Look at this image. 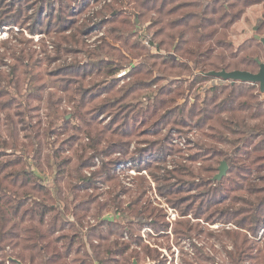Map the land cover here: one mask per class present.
Returning <instances> with one entry per match:
<instances>
[{"label": "trees", "instance_id": "1", "mask_svg": "<svg viewBox=\"0 0 264 264\" xmlns=\"http://www.w3.org/2000/svg\"><path fill=\"white\" fill-rule=\"evenodd\" d=\"M130 1H137V5L139 4L140 9L144 12L152 11L164 18L175 16L180 11L184 12L169 21L171 33L167 35L173 42L177 41L175 51L180 49L183 58L179 61L172 58L170 68L181 66L184 70H189L192 77L189 79L187 88L181 89L178 93L184 97L183 102L180 104L174 101L171 108L167 106L172 102L166 96H171V93L178 90L179 86L174 89L171 86L165 87L167 85L158 87L157 83L161 80V75H155V70L163 71L164 68L161 66H164L165 70L169 68L166 59L159 63L158 59L161 56L158 55L160 54L158 52L147 54L145 58H148V61H142L135 65L122 76L119 74L125 67L115 65L116 61L110 57L102 58L99 64H92L95 61L90 59L88 63L80 61L79 64L82 65L79 67L78 63L66 67V74H73L69 77L68 82L74 87L72 88L74 89L72 93L74 100L72 101H74L78 116L84 120L86 107L96 104L92 109L90 119L85 121L89 127L92 124L94 126L87 132L88 143L79 142L72 156L66 155L69 149L60 147H55L45 154L46 160L50 159L47 164L49 169H56L58 174L55 178L56 186L52 188L38 181L40 179L39 172L43 173L44 171V144L39 139L41 133H36L33 137L25 135L24 138L30 139V142H22L21 135H18L20 129L11 121L10 135H0V264L7 262L18 264L15 260L30 264H133L136 260L140 264V254L145 253L149 256L151 253V250L146 247L147 245L142 246L143 227H151L153 228L152 232L155 233L156 230L164 236H169L168 228L170 226L165 221L167 213H149V211L156 210L150 197L146 202H143V197L147 193L143 186L148 180L141 178L144 181L141 180V184H138L135 190L126 189L122 183L117 181V185L109 191L95 193L90 198L82 199L83 201H80L83 203L82 208L80 205H75L72 209L71 215L76 223L65 217L71 211L69 205L71 198L65 194V188L69 189L67 190L69 193L74 192L71 180H81L84 178L83 171L94 165V163H90V160L94 154L99 153L97 146L107 142L109 145L101 154L108 156L112 153H124L127 154L126 158L131 159L129 157L131 143L125 138L141 134L137 133L142 130H138V128L145 125L147 126L145 130L152 131L150 128L153 126L156 128L153 132L159 133L170 123L197 131L201 130L213 144L233 146L231 153L224 152L219 148L213 152L197 151L194 155L186 156L183 161L213 160L215 159L213 156L226 158L234 166L232 172L234 171L235 175L242 180H231L230 186L225 187L221 180L213 179L215 175L213 177L206 175V179L201 176L203 183H186L180 176L195 177V170L192 164L188 166L181 163L179 167L167 170L166 173H164L165 171L151 173L160 195L166 197V200L185 217L178 221L177 226L173 227L174 234L179 238L178 247L183 251L182 239L193 237L197 227L200 228V232L208 230L207 233L214 238L215 242L211 245L193 241L191 262L184 261L183 264H202L203 261L205 264H221L217 258L219 255L224 260L223 264H250V261L252 264H264V246L258 248L257 245L262 238L257 240L250 237L254 235L258 237L260 232L264 231V92L261 91L258 83L233 82L207 74L210 71L223 69L250 72L259 70L256 59H262L261 53H264L262 41L253 35L236 47L230 37L232 28L242 20L247 9L256 4L264 7V0H181L177 4L176 0H162L159 6L160 0ZM125 3H127L126 0H114L111 4H106L102 10L110 16L109 18L103 17L104 19L100 23L111 18L108 21V24H111L109 33L115 38L121 37L115 28L117 23L115 17ZM84 4L87 5V0H84ZM117 5L120 9L115 7ZM187 9L188 11L185 12ZM189 9H194V11ZM9 14L11 12L6 16ZM38 17L39 15H37V19ZM5 18L0 17L1 25L7 22L8 18L6 20ZM53 19H56L54 13ZM123 21L126 20L123 19L121 22ZM70 22L71 24H64L53 29L60 32L61 43H65L69 38H72L74 42H80L82 37H85L94 28L92 24L85 23L76 26L75 33L71 35L70 31L75 23ZM163 29L165 28L158 29L155 36L165 33ZM53 30L50 28L47 33L53 32ZM262 32L264 34V12L256 34ZM259 36L261 37V35ZM150 42L153 43L152 37ZM107 43L98 47L101 52L120 53V48H115L116 46ZM129 44L134 49L139 47L128 40L123 41L124 46ZM157 46L160 48L161 43H157ZM23 52L24 50H20V55H17L13 51L10 56L21 60ZM98 55L97 51L86 53V56H90V58ZM141 55L139 54V56ZM123 57L126 56L123 55ZM5 58H7L6 54L0 53V65L5 64ZM152 59L154 60L150 62ZM159 64L161 66L157 67ZM155 66L157 68H154ZM28 72L26 75L33 77ZM16 73L18 76L15 75ZM9 74H12V78L23 75L22 71L17 69V65L10 68ZM104 76H107V79ZM98 77H103V79L99 80ZM135 77L136 79H134ZM36 78L34 76L31 80L34 81ZM120 78H122L123 84L126 83L124 79H128L130 83L121 85ZM4 79L0 70V84ZM17 79H14V84L16 85L15 90L19 93L17 85H20L19 80L21 81L22 78ZM11 80L9 79V82ZM131 80L133 81L131 82ZM87 82L91 83L86 85ZM33 83L35 84V81ZM39 87H44V85ZM143 91L145 93H142ZM5 94L8 93L0 90V97ZM193 94L194 98H192ZM31 95L38 101H41L43 96L40 93ZM77 97H79V101H77ZM144 104H148L146 112L149 116L142 117L137 111H140L138 107L144 106ZM10 106V101L9 103L3 102L1 109L6 111ZM38 108L34 107L30 110ZM166 108L170 109L166 110ZM158 114L161 115L155 120V116ZM102 116L111 117V123L106 125L107 129L98 127L100 123L97 122V118L100 119ZM172 117L174 119H171ZM184 117L186 119H180ZM8 120L10 121V118ZM119 120H122L121 125L118 123ZM36 123L42 124L43 121L39 120ZM38 125L32 126L38 127ZM112 126L115 128L122 126L126 131L120 133L118 129H112ZM93 131H98L95 137L92 135ZM107 132L112 135H107ZM48 137L46 135V139ZM75 139L77 140V138ZM35 145L37 147L34 149ZM45 145L50 146V142L47 141ZM28 146L33 148L32 160L34 164L28 160L24 161L23 155L14 158L9 155V151L23 154L24 149ZM2 150L7 153L2 154ZM150 150L152 149L148 145L133 152L131 156L136 155L137 160H143L151 155ZM89 151H93V154L88 155ZM165 155H167L165 150L155 152L152 159L141 162L137 169L141 171L145 167H153L154 162L158 161L160 164H164L167 162ZM87 160L89 162H86ZM122 161L120 159L111 161L109 165L106 163L102 165L99 177L105 176L100 181V185L102 183L103 186H96L95 181L91 180L92 177L89 179L85 177L86 187L77 188V190L92 189L97 191L105 188V183L115 179L114 173L111 172H114L117 164ZM74 163L76 164L74 165ZM160 164L155 166L165 170L164 167L159 166ZM204 169V174L214 172L215 165L209 164ZM93 175L98 174L95 172ZM64 181H66L65 184ZM60 182H63L62 185ZM212 188H216L215 191ZM199 189H201L198 191V195L201 196L200 200H198V195H195L196 193L194 195L191 193V196H195L196 200L191 199L192 197L186 199L185 195H182L188 190ZM54 190L57 191L58 196L53 195ZM102 195L108 196L107 201L100 203L96 208L97 213L91 215V204L97 203ZM121 195H128L129 198H132L125 207H123L124 198L120 199ZM60 204L64 205L58 208ZM112 209L113 211H111ZM105 210L113 212L115 215L122 213V216H129L131 214L130 218H126L132 220L125 218L124 223H119L117 218L111 219L101 215ZM148 218L151 221H144ZM90 220H94V223H89ZM133 220H139L138 224L133 226ZM206 223L222 224L210 232L211 228ZM227 224L231 226L227 228ZM254 251L256 253L253 254ZM181 253L184 254V251ZM69 259L72 260L69 263L64 261ZM158 263H161V260Z\"/></svg>", "mask_w": 264, "mask_h": 264}, {"label": "rangeland", "instance_id": "2", "mask_svg": "<svg viewBox=\"0 0 264 264\" xmlns=\"http://www.w3.org/2000/svg\"><path fill=\"white\" fill-rule=\"evenodd\" d=\"M113 1L114 0H87V5H85L86 3L84 4V0H0V17L8 18L6 23L5 18L4 25H1L0 20V53L6 54L7 57L4 59L5 64L0 65V70L5 77L3 83L0 84V90H3L4 93H8L0 97V135H10L9 131L11 121H13V124L17 125L18 129H20L18 135H21L22 142H30V139L24 138L25 135H30L31 137H33L34 135H36V133H41L39 139L43 141L44 144V171L43 173L38 171L40 175V179L38 181L40 183L43 182L45 185L51 188L56 186L55 178L56 176H58V174L56 169H49V166L47 164L48 160L50 159L46 160L47 158L45 154L52 151V149H54L55 147H60L69 149V151L66 152V155L72 156L74 150L78 147L79 142L88 143V139L86 138V136L88 135L87 132L94 126L92 124V126L89 127L85 121H88L90 119L92 109L96 104H90L86 107L84 120H82V118L78 116L75 110L74 101H72L74 100V96L72 94L74 91V89L72 88L74 87H72V84L68 82L69 77L73 76V74H66V67H69L74 63H78L77 66L79 67L80 65H82L79 64L80 61L81 63H88L90 62V59H92L91 61H95L92 62V64H99L102 58L105 59L110 57L116 61L114 62L115 65H123L121 67H125L119 74V76H122L124 73L131 70V68H133L135 65L140 64L142 61H148V58H145L147 54H150L151 52H158L160 53L158 55L161 56L158 59L159 63L160 61L166 59L167 64L169 65V68H166V70L164 66H161L160 64L157 65V67L161 66L164 68L163 71L155 70V75H161V80L157 83L158 87L167 85L165 87L168 88L169 86H171L174 89L179 86L178 90L171 93V96H166L167 99H171L172 103L167 105L170 108L173 106L174 101L182 104L184 97L178 95V93L179 91H181V89H186L189 85V79H192L189 70H184L179 65V67L170 68V61H172V58L178 59V61L183 60V58L181 57L180 49H178V51H175L177 41L173 42L167 36L169 33H171V30L169 29V21L179 17L182 13H184L183 11L178 12V14H176L175 16L164 18L163 16H159L152 11L144 12L140 9L141 7L139 6V4L137 5V1L131 2L130 0H126L127 3L122 6V10L115 17L117 20L115 28L118 32L117 34L121 36L119 38H115L109 33L111 24H108V21H110L111 18L100 23V21L104 19L103 17L109 18L110 15L105 11L103 12L102 10H104L106 4L109 5ZM176 1L177 4L181 0ZM161 2L162 0L159 1L158 6L161 4ZM81 3L82 5H80ZM118 6L119 5L115 7L120 9ZM189 10L194 11V9ZM186 11H188V9L185 10V12ZM10 12L11 14H9V16H6V14ZM263 12L264 7L262 5L256 4L251 6L247 9V12L244 14L242 20L232 28L230 39L235 43L236 47L241 45L247 38L252 37L253 35H261V37L264 36L263 32L260 34H256L258 29L255 30V27L258 26L259 21L262 18ZM53 13L56 17L55 20L53 19ZM37 15H39L38 19ZM123 19L126 21L121 22ZM70 21L75 23V25L72 23L73 29L71 28V35L75 33L76 26L85 23L92 24L94 28L90 30V32L85 35V37H82V41L80 42H74L72 38H69L68 41L65 39V43H61L62 39L60 36V32L53 29L64 24H71ZM50 28L53 30V32L47 33V30ZM161 28H165L163 29V32L165 31V33H160L159 35L155 36V32ZM151 37L153 38V43L150 42ZM125 40H128L131 43H134L136 46L138 45L139 47L137 49H134L131 47V44L124 46L123 41ZM104 41H107L108 43ZM104 43H110L109 45L112 44L116 46L115 48H120L122 52H113L111 54H109L108 52H101L100 48L98 47H101V45ZM157 43H161L160 48H158ZM14 48H16V50H13ZM20 50H24L23 59H15L14 57L10 56L11 54H13V51H15V54L20 55ZM94 51H97L99 55L93 58H90V56H86V53L89 54ZM139 54L142 55L139 56ZM123 55H125L126 57H123ZM261 58V60L264 61L263 52L261 53ZM153 60L154 59L150 60V62H152ZM14 65H17V69H19V71H22L23 75H19V77H17L18 74L16 73V78H12V74L9 73L10 68H14ZM157 67L155 66L154 68ZM27 71H29V75L37 77L36 80H34L35 84L33 83L34 81L31 80L33 77H28L26 75ZM104 77L106 78L107 76ZM136 77L134 79H136ZM17 78H22L21 81L19 80L20 85H17L19 86V93L15 90L16 85L14 84V79L16 80ZM9 79L12 80L9 82ZM98 79L101 80L103 79V77H98ZM120 79V84L122 85L124 82L122 78ZM133 80H131V82ZM89 81L92 82V80ZM124 81L126 83L123 85H128L130 83L128 79H124ZM90 83L87 82L86 85H89ZM40 85H44V87H39ZM5 90H8L9 92H6ZM32 93L42 94L43 96L41 101L34 99L31 95ZM142 93H145V91H143ZM192 98H194V94L192 95ZM9 101L11 106L8 107L6 111L2 110V103H9ZM77 101H79V97H77ZM136 102L138 101L136 100ZM147 105L148 104H144V106L138 107L140 111L137 112L140 113L142 117L146 115L149 116V114L146 112ZM34 107L39 108L30 110ZM170 108H166V110ZM160 115L161 114L155 116V120L158 119ZM8 118H10V121L8 120ZM110 118L111 117L109 116H102L100 119L97 118V122L100 123V125H98L99 129L106 127L107 123L110 122ZM171 119H174V117H172ZM180 119H186V117ZM39 120H42L43 123H38V125L36 121ZM118 123L121 125L122 120H119ZM34 124L38 125V127H33L32 125ZM117 127L115 128V126H112V129H118L120 133L126 131V129H124L122 126H120L121 128ZM146 128V125L142 128H138V130L142 129L141 131H137V133L141 134L125 138L131 143L129 147V157H131V159L126 158L127 154L124 153H112L108 156H104V154H101L102 151H105L107 149L106 147H108L109 145L107 142H104L100 146H97V148L99 149V153L94 154V157L90 160V163H94V165L92 164L93 166L91 168H86L83 171L84 178H82L81 180H71V183L74 185V192L69 193L67 191L69 189L65 188V194H67V196L71 198V202L69 203V205L71 206V211L65 217L66 219L74 223L76 220L72 217L71 213L75 205H80V208H82L83 203L80 202L83 201L82 199L90 198L95 193H105L109 191L113 186L117 185V181L119 183H122V186H125L126 189L135 190L137 188V185L141 184V180L144 181L141 178H146L148 182L146 181L143 189L144 191L147 190V193L143 197V202H146V200L150 197L153 201L152 205L156 207V210L149 211V213H167L165 221L168 222L170 226L168 228L169 236H164L161 232H157L156 230L154 233L152 232L153 228L151 227H143V230L141 232L144 235L142 246L147 245L146 247L151 250V253L149 256H147L145 253L140 254V264H143L145 262L151 264H183L184 261L189 263L191 262L190 257L193 256V241L199 244L203 243L204 245H211L215 242L214 238H212L207 233L208 230L200 232V228L197 227L193 237H190L189 239L187 238L185 240L182 239L181 244H183L184 254L181 253L183 251L178 247L177 241H179V238H177L176 234H174L173 227L177 226L178 221L180 219H184L185 217L181 215L178 209L174 208L166 200V197L160 195L156 182L151 177V173H163L164 171V173H166L167 170H174L175 167H179L180 163L188 166L192 164L195 170V177L185 175L179 176L186 183H203L201 176H203L205 179L207 177L206 175H212L211 177H213L214 175L219 173V167L222 161H226L228 165V172L222 178L221 182H223V186L229 187L232 183L231 180H242L240 179V177L235 175L234 171L232 172L234 166L232 165V163L230 164L226 158L213 156L215 157V159L213 160L199 159L195 162H185L183 160L186 158V156L194 155L195 153H197V151L213 152V150H215L216 148H219L224 152L231 153L233 150V146L230 144H213L205 137L201 130L197 131L195 129L181 127L173 123L166 125L164 129L160 130L159 133L153 132V130L156 129L153 126L150 128L152 131H147L145 130ZM98 131H93L92 135H94L95 137ZM46 135L49 136L48 139H46ZM107 135L112 134L107 132ZM229 136L233 137L232 135ZM75 138H77V140ZM47 141L50 142V146L45 145ZM148 145H150V148L152 149L150 150V156L143 158V160H137L136 155H133L134 157L131 156L133 152L138 151L143 147H147ZM36 147L37 145H35L33 148L35 149ZM33 148L28 146V148L24 149L23 154H17L15 151H9V155H11V157L13 158L17 157L18 155H23L24 161L28 160L34 164V161L32 160L34 154L32 151ZM160 150L166 151V163L160 164L158 161L154 162L153 167H145L141 171L137 169L138 165L141 162H144L147 159H152L153 154L155 152H159ZM1 153L3 154L7 152L2 150ZM91 154H93V151L88 152V155ZM120 159L123 161L117 164L116 170L114 172H111L112 174L114 173L113 177H115V179H113V181L105 183V188L98 189L97 191L92 189V191L89 189L77 190V188L86 187L84 184L86 178L89 179L91 177V180L95 181L94 183L96 186H103L102 183L100 185V181L101 179H104L105 176L99 177L101 175L102 165L105 163L109 165L111 161H118ZM86 162L89 161L87 160ZM51 163H53L52 160ZM75 164L76 163H74V165ZM157 164H160L159 166L164 167L165 170L156 167L155 165ZM209 164L215 165V170L214 172L204 174V168ZM95 172H97L98 175L94 176L93 174ZM62 183L60 182V185H62ZM65 183L66 181H64V184ZM215 189L216 188H214L213 190L215 191ZM200 190L201 189L188 190L182 195H185L186 199L192 197L191 199L196 200L194 198L195 196H191V193H193L192 195H194L195 193V195H198V191ZM52 193L54 196H58L56 190H54ZM101 197L102 198H100L97 203L91 204V215L96 214V208L99 206V204L104 203L108 199V196L102 195ZM121 198H124L123 207H125L132 200V198H129L128 195H121L120 199ZM200 198L201 196L198 195V200H200ZM61 205L63 206L64 204L58 205V208H60ZM111 211H113V209ZM171 211L175 214V217L171 216ZM101 215H104L105 217L111 219L117 218V221L119 223H124V219L131 216V214H129V216H122V213H119V215H115L113 214V212L111 213L107 210L103 211ZM129 218L126 219L132 220ZM93 221L90 220L89 223L92 224L94 223ZM133 221V226L137 225L139 222V220ZM144 221H151V219L148 218ZM220 224L222 223H215L212 225L206 223V225L211 228L209 230L210 232L220 227ZM228 225L230 224H227V228ZM250 237H252L253 239L256 238L257 240H260L262 238L261 242H258L257 245L259 246L258 248L264 246V231H261L258 237H256L255 235ZM138 250H140V248H138ZM254 253H256V251H254L253 254ZM217 258L219 262H221V264L224 263V260L220 255ZM160 260L161 263H158ZM64 261L69 263L72 260L69 259ZM249 263L252 264L251 261ZM4 264L10 263L7 262ZM202 264H205V262L203 261Z\"/></svg>", "mask_w": 264, "mask_h": 264}, {"label": "water", "instance_id": "3", "mask_svg": "<svg viewBox=\"0 0 264 264\" xmlns=\"http://www.w3.org/2000/svg\"><path fill=\"white\" fill-rule=\"evenodd\" d=\"M258 28L256 27L255 30ZM256 38L260 39L264 44V36L260 37L259 35H255ZM259 64V70L257 72H250L247 70H232L227 71L225 69L220 71H210L207 74L211 76L221 77L224 80H231L233 82L242 81V82H251L258 83L261 87V91L264 92V61L257 58L256 59ZM228 172V165L226 161H222L219 167V173L214 176L215 181H220ZM18 264H24L19 260H15ZM133 264H138L135 260Z\"/></svg>", "mask_w": 264, "mask_h": 264}, {"label": "built area", "instance_id": "4", "mask_svg": "<svg viewBox=\"0 0 264 264\" xmlns=\"http://www.w3.org/2000/svg\"><path fill=\"white\" fill-rule=\"evenodd\" d=\"M125 74V73H124ZM171 216L172 217H175V214L174 213H172V211H171ZM231 225H228V228L230 227Z\"/></svg>", "mask_w": 264, "mask_h": 264}, {"label": "crops", "instance_id": "5", "mask_svg": "<svg viewBox=\"0 0 264 264\" xmlns=\"http://www.w3.org/2000/svg\"><path fill=\"white\" fill-rule=\"evenodd\" d=\"M257 5H259V4H257ZM256 28V27H255ZM257 28H258V26H257Z\"/></svg>", "mask_w": 264, "mask_h": 264}]
</instances>
